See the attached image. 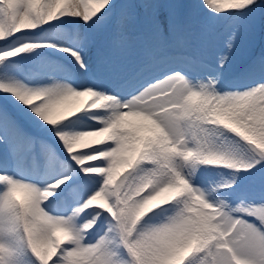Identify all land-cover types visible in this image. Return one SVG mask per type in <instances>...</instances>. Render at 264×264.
Wrapping results in <instances>:
<instances>
[{
    "label": "clouds",
    "instance_id": "obj_1",
    "mask_svg": "<svg viewBox=\"0 0 264 264\" xmlns=\"http://www.w3.org/2000/svg\"><path fill=\"white\" fill-rule=\"evenodd\" d=\"M105 2L88 0L86 11L95 14ZM12 6L13 0H7L0 6V15ZM21 19L29 23L26 17ZM46 87L50 98L36 97L43 101L42 115L52 116L64 106L59 119L47 120L49 124L68 120L85 109L105 110L90 113L91 119L103 126L72 131L71 135L57 132L82 171L102 178L100 188L83 204L67 214L51 212L44 206L53 195L49 187H59L67 177L50 186L20 179V186L12 192L20 205V234L32 229L43 240L49 259L53 249L65 245L73 253L75 264H264V254L258 255L244 244L249 233L264 236V198L231 196L240 172L253 167L254 156H246L227 142V133L248 140L249 129L256 127L260 134L257 146H264V121L254 123L250 117L253 107L264 112V92L249 99L237 89L221 88L219 72L170 82L164 92L137 93L139 102L134 97L121 100L114 94L93 87L77 88L68 82ZM81 98L86 99L81 102ZM161 100L167 103L161 105ZM130 104L136 110H122ZM122 124L149 134L131 136L117 147L90 151L114 139ZM173 141L180 142L179 150ZM164 153L182 157L175 161L171 174L158 166V157ZM99 160L105 161L103 166L85 167ZM201 167H214L217 178L203 185L195 183ZM7 193L4 183L0 203ZM93 208L106 211L110 218L96 240L86 242L101 213L83 219L81 213ZM209 246L211 253L206 251Z\"/></svg>",
    "mask_w": 264,
    "mask_h": 264
},
{
    "label": "rangeland",
    "instance_id": "obj_2",
    "mask_svg": "<svg viewBox=\"0 0 264 264\" xmlns=\"http://www.w3.org/2000/svg\"><path fill=\"white\" fill-rule=\"evenodd\" d=\"M258 1L250 10L217 14L205 6L204 0H111L103 14L88 22L80 17H57L25 33L49 46L0 62V83L21 82L30 88H40L68 82L77 88L93 87L127 99L163 72L179 68L193 79L219 72L221 88L241 89L264 81L262 47L258 64L251 60L259 40L256 34L250 35V31L254 27L261 28L262 21L264 23L259 8L260 4L264 6V0ZM229 41L231 48L227 47ZM63 48L81 52L86 67L81 68ZM222 53L227 61L221 68L218 57ZM239 61H250L249 67H253L256 75L246 77L235 73L233 67ZM84 99L81 98V102ZM63 109V105L59 106L53 118H58ZM0 111L3 112L0 173L42 186L63 173L73 176L68 188L60 185L63 191L57 189L54 198L45 202L49 211L67 214L85 192L99 185L101 176L81 171V166L69 156L59 138L48 131L51 126L44 124L15 96L0 91ZM103 111L85 109L60 124L67 125L63 127L65 131L100 127L101 122L92 120L90 113ZM139 134L149 133L141 129ZM227 142L258 161L248 171L240 172L232 198L241 194L264 198V159L256 156L252 148L233 133H227ZM90 163L102 165L105 161ZM215 178L214 167H201L195 183L203 185ZM86 215H81V219ZM103 215L109 216L106 211ZM99 226L101 231L90 236L93 241L105 229L106 220L102 219ZM24 264H36L30 253L25 256Z\"/></svg>",
    "mask_w": 264,
    "mask_h": 264
},
{
    "label": "snow or ice",
    "instance_id": "obj_3",
    "mask_svg": "<svg viewBox=\"0 0 264 264\" xmlns=\"http://www.w3.org/2000/svg\"><path fill=\"white\" fill-rule=\"evenodd\" d=\"M7 0H0V6L6 3ZM111 0H106L102 7L93 14L91 11H86L89 7L88 0H13V6L7 13L0 15V62H7L8 58L16 57L20 54L29 52L31 50L47 47L49 46L46 43L36 41L28 36L25 33L37 29L38 27L46 24L47 22L54 21L57 17L61 16H73L80 17L85 22H88L94 17H98L103 14V12L109 7ZM205 6L209 10L220 14L224 12H242L246 8H249L255 4V0H234L231 3H224L222 0H204ZM22 17H26L29 23L25 24L22 22ZM228 48H231V42L227 44ZM65 52H69L80 65L86 64L84 62L81 52L76 51L70 48H63ZM227 61V56L225 53H222L218 57V64L221 66ZM83 67V68H84ZM185 77H189L185 72L181 71L179 68L172 69L169 71L163 72L161 75L153 78L143 86H141L135 93L131 94L129 97H134L137 102H139L140 97L137 96V93L140 96H143L148 92H164L166 91L165 86L170 82H181ZM190 78V77H189ZM238 91L244 93L249 99H252L253 96L264 92V81H257L256 83L250 84L244 88L237 89ZM0 91L10 93L16 97L23 105L27 106L35 116H38L46 125H50L48 131L53 132L57 136V132H62L67 135H71L72 131H65L59 123L49 124L46 121L52 120V116H43L41 113L40 105L43 102L42 100H36L37 96L42 95L44 99H49V89L45 87L40 88H30L25 86L21 82H11V83H0ZM111 94V93H109ZM127 100V99H121ZM30 101H36L30 103ZM167 101L161 100L160 104L164 105ZM124 111L136 110L133 105H129V108L122 109ZM250 117L253 122L264 121V112L259 108L253 107L250 111ZM59 119V118H55ZM3 122V112L0 111V123ZM101 126L102 122H101ZM127 128L128 131H121V129ZM238 131H240L238 129ZM141 135L139 132L132 126L127 124H122L114 133V139L109 140L105 145L101 146L100 149H91L90 151H98L104 148L117 147L122 145L125 140L131 136ZM259 132L256 127L249 129V138L245 141L260 159H264V146L258 147L259 144ZM62 142L59 136H57ZM252 140H256V143H252ZM63 143V142H62ZM175 147L179 150L181 148L180 142L173 141ZM172 147V145H169ZM140 144L137 143V151H139ZM70 156V155H69ZM182 159L178 153H164L158 157V166L163 167L170 174L175 167V161ZM148 163H153L152 161H144ZM255 156L253 159V164L257 163ZM99 165V166H103ZM88 166H97L95 164L86 165ZM82 171V169H80ZM63 177H67L66 180L60 185H64L65 188H68L71 183H73V176L69 173L61 174L57 179L51 181V183L45 184V186H50L56 180H59ZM92 179V177H88ZM19 180L16 177H9L4 173H0V184L6 183L8 185L7 196L3 199V202L0 203V264H24L25 256L30 253L34 258L36 264H75V258L73 253L68 251L69 246L61 245L58 248L53 249V255L51 258H48V255L43 251L44 242L39 238L32 229H28L24 234H20V230L17 227L19 221V210L20 205L15 197L12 195L13 190L20 186ZM59 187H49V190L53 192L51 198H54ZM101 182L98 186L94 187L91 191L85 192L81 198L77 201L76 206L83 204V202L91 195H93L99 188ZM33 193L35 189L30 185H25ZM63 191V189H60ZM50 197H48L47 201ZM35 203L39 204V200H36L34 197ZM112 202V198H109V203ZM45 206V204H44ZM46 207V206H45ZM115 207V206H114ZM166 206L162 205V208ZM264 211V210H262ZM96 212H100L101 215L97 219L95 226L88 231L86 242H94L90 239V236L94 233H99L101 228L99 226L100 221L108 220L110 216H104L105 211L101 209H84L81 215L87 214L86 217L91 218ZM8 214L5 218V214ZM109 214V213H108ZM104 231V230H103ZM244 244L247 248L254 251L258 255L264 254V236L256 235L254 233H249L244 237ZM211 253V246L206 249ZM208 259V257H205ZM214 259V258H213Z\"/></svg>",
    "mask_w": 264,
    "mask_h": 264
},
{
    "label": "trees",
    "instance_id": "obj_4",
    "mask_svg": "<svg viewBox=\"0 0 264 264\" xmlns=\"http://www.w3.org/2000/svg\"><path fill=\"white\" fill-rule=\"evenodd\" d=\"M257 3H259L258 0H255V4L249 8H246L245 10H250L251 8H253L254 6L257 5ZM260 10H261V17L262 19H264V6H259ZM141 12V10H140ZM141 15V13H140ZM256 34L257 35V39L259 40V43L258 45L255 47V52H256V56L251 59L253 62H255L256 64H258V62L260 61V57H259V53H261V47H262V55H261V60L264 59V50H263V45H262V41H264V23L262 21L261 23V28L259 29H256L255 27L250 31V35H254ZM250 61L247 62V63H243V62H237V64H235V66L233 67V70L235 71V73H238L239 72V75H242V76H246V77H251V76H254L256 74L255 73V70L253 69V67H249L250 66ZM262 66V65H261ZM257 73V71H256Z\"/></svg>",
    "mask_w": 264,
    "mask_h": 264
},
{
    "label": "crops",
    "instance_id": "obj_5",
    "mask_svg": "<svg viewBox=\"0 0 264 264\" xmlns=\"http://www.w3.org/2000/svg\"><path fill=\"white\" fill-rule=\"evenodd\" d=\"M49 53H50V52H49ZM51 54H52V53H51ZM25 62L28 63L27 61H25ZM21 64H23V67H24V69H25V68H26V67L24 66L25 64H24V63H21ZM25 70H26V69H25ZM26 72H27V71H26Z\"/></svg>",
    "mask_w": 264,
    "mask_h": 264
}]
</instances>
